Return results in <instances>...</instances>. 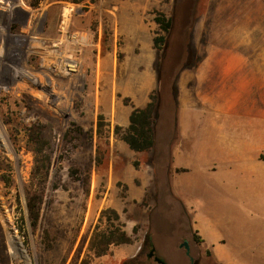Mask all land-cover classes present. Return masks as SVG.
<instances>
[{
	"label": "rangeland",
	"instance_id": "rangeland-1",
	"mask_svg": "<svg viewBox=\"0 0 264 264\" xmlns=\"http://www.w3.org/2000/svg\"><path fill=\"white\" fill-rule=\"evenodd\" d=\"M34 1L0 0V264H135L145 261L149 244L167 264H188L184 240L195 264H218L212 242H247L251 252V242L264 237V192L254 174L252 195L236 194L245 183L234 176L228 179L233 190L220 199L187 186L197 177L220 183L218 171L234 168L236 151L246 150L248 157V143L252 165L264 170V85L250 73L260 63H248L251 52L244 44V31L256 19L260 27L262 4L39 0L33 6ZM158 12L172 18L159 50L153 45L161 33ZM157 63L156 142L149 153H139L115 126L125 128L130 112L149 101ZM213 86V108L221 115L209 113ZM39 124L52 127L56 145L33 232L24 187L33 162L28 129ZM208 207L218 214V225L238 227L211 226ZM110 209L133 242L89 258L96 228L115 221ZM10 236L19 242V253L12 251Z\"/></svg>",
	"mask_w": 264,
	"mask_h": 264
},
{
	"label": "trees",
	"instance_id": "trees-1",
	"mask_svg": "<svg viewBox=\"0 0 264 264\" xmlns=\"http://www.w3.org/2000/svg\"><path fill=\"white\" fill-rule=\"evenodd\" d=\"M39 0L31 4L35 6ZM159 27L160 34L153 38L154 47L159 50L166 43V37L172 27V18L164 13L158 12L154 17ZM157 87L149 95V101L142 107L134 108L128 116V124L125 128L115 126V133L121 132V139L126 143L129 149L139 153H149L155 147L156 142V123L158 117V108L160 105L159 75L160 63H157ZM100 120L97 123V133L101 134L104 123ZM30 149L33 154L32 167L30 169L29 179L24 187V200L27 218L31 230L37 229L41 218L42 205L44 203L45 190L48 182L52 155L56 145V135L51 126L36 125L28 129ZM264 161V153L260 155ZM114 216V222L102 228L97 227L94 231L88 245V257L100 256L106 254L110 246L129 244L133 238L121 228L119 216L115 210L110 209ZM105 212V211H104ZM101 213L99 222L104 217ZM45 237L48 235L45 234ZM196 242H201L200 237L195 236ZM211 255L212 252H211ZM85 262V261H84ZM220 262V261H219ZM218 264H221V262Z\"/></svg>",
	"mask_w": 264,
	"mask_h": 264
},
{
	"label": "crops",
	"instance_id": "crops-1",
	"mask_svg": "<svg viewBox=\"0 0 264 264\" xmlns=\"http://www.w3.org/2000/svg\"><path fill=\"white\" fill-rule=\"evenodd\" d=\"M256 2H259L262 4V8H261V16L259 19V24L260 27L257 28L256 24H257V19L254 21V23L252 24L251 28H247L244 31V44H245V50L247 53H250V56H247V60L249 61L248 63H260L257 66V69H260L259 71L256 69L255 71H251V75L255 78V80L259 83H262L264 85V65H262L261 63H264V0H257ZM260 51V52H259ZM253 52H259V55L257 56V54L254 55ZM241 57L238 56V60H240ZM213 89L210 91V96H214L215 95V87H212ZM218 97H212L211 99V103H210V108H212L210 110L209 113H212L213 115H221L220 113H222L221 111H217L218 108H213L214 104L217 103ZM217 111V112H215ZM252 140V138L250 137V141ZM254 140V139H253ZM262 140H264V137L262 138ZM253 142H257L258 143V139L255 138V141ZM263 142V141H260ZM264 144V142L262 143ZM251 143H248V147H249V156H245L246 155V150L243 153H240L239 151H236L234 153V159L236 160V164L234 165L233 169L230 170H219L218 173L216 174L217 177L220 179V183H217L212 180L211 178L209 179H205L206 181H204V178L202 177H197L195 179H192L189 184H188V188L194 192V190H201L202 189V194L206 195V196H214L217 197L218 199L222 198L221 195H223L222 193H224L225 191H229L231 192L233 189L229 184L228 179H231L232 176L235 177V180L240 182V183H245V188L242 187V189L245 190H240L238 192H236L237 195L240 194H249L252 195L253 194V190L251 187V182L253 180L252 178V173L254 174V177L257 178L258 180L260 179L261 181H258L260 183V187L259 185H257V188H260V194H262L264 192V170L261 166H259L258 163H254L252 166V153H251ZM241 147L247 148V142H241ZM205 154V153H204ZM257 165V167H256ZM255 167V168H254ZM257 168V169H256ZM262 168V169H261ZM259 169V171H258ZM261 169V170H260ZM254 170V171H253ZM222 171V172H221ZM231 173V175H229ZM257 173V174H256ZM225 174V175H224ZM260 174V176H259ZM261 177V178H260ZM203 179V180H202ZM243 179V180H242ZM221 180H224L225 182L222 183ZM256 180V179H255ZM224 188V189H223ZM218 190V192L216 193V190ZM255 196H258L259 193L254 194ZM260 196V195H259ZM206 212V218L208 219V221L211 223L210 225L213 227H238L236 225L233 224H228V225H224V224H220L218 225L216 222V219L218 217V214L215 213V211H213L211 208L208 207V209L205 211ZM219 217L224 218L223 215H220ZM235 219L238 218V216H234ZM230 231H226L225 233H229ZM231 233V232H230ZM238 234V229H237V233ZM258 239V238H257ZM211 247H212V253L214 254V256L216 257V259L224 264H264V237L262 236L260 239H258L256 242H251V252L247 251L245 246L248 248L249 244L247 245V242H233L230 241L227 244H219L216 242H212L211 243ZM232 261H236V262H232Z\"/></svg>",
	"mask_w": 264,
	"mask_h": 264
},
{
	"label": "flooded vegetation",
	"instance_id": "flooded-vegetation-1",
	"mask_svg": "<svg viewBox=\"0 0 264 264\" xmlns=\"http://www.w3.org/2000/svg\"><path fill=\"white\" fill-rule=\"evenodd\" d=\"M67 57H64V60L66 61ZM64 65V64H63ZM69 67V66H68ZM186 241V244H187V248H185V244L184 242ZM146 246V245H145ZM181 246H183L185 248V255L186 257L188 258V264H195V257L194 255L191 253V248H190V245L188 243L187 240H184L182 243H181ZM153 245L152 244H149V250L145 253V261H142V260H137L135 264H145L147 261H150L151 259L154 260V256L157 255L155 249L153 250ZM155 248V247H154ZM145 249V247H144ZM143 249V251H144ZM163 258V257H162ZM156 262V261H155ZM157 263V262H156ZM158 264V263H157Z\"/></svg>",
	"mask_w": 264,
	"mask_h": 264
},
{
	"label": "bare ground",
	"instance_id": "bare-ground-1",
	"mask_svg": "<svg viewBox=\"0 0 264 264\" xmlns=\"http://www.w3.org/2000/svg\"><path fill=\"white\" fill-rule=\"evenodd\" d=\"M19 3V2H18ZM21 3V2H20ZM22 4V3H21ZM12 6V4H10V7ZM13 7V6H12ZM5 8V7H4ZM63 14H64V21H63V24H64V26H66L67 25V23H68V17H69V12H70V10L69 9H67V8H65V9H63ZM64 26H62V27H64ZM64 29V28H63ZM66 31V30H65ZM55 50V49H54ZM39 52V51H38ZM70 60V58H68L67 57V59H66V61H69ZM68 63V62H67ZM66 63V67L65 68H63L65 71L67 70V69H69V63L67 64ZM54 66V65H53ZM65 66V65H64ZM63 66V67H64ZM70 70V69H69ZM47 72H48V70H46ZM50 75V74H49ZM53 82V81H52ZM53 86V85H52ZM51 87V86H50ZM51 90H52V88H51ZM55 90V89H54ZM53 91V90H52ZM202 150V149H201ZM199 151V150H198ZM253 166V165H252ZM260 166V165H259ZM256 167H257V165H256ZM255 168V167H254ZM257 169V168H256ZM262 169V168H261ZM260 169V170H261ZM254 171V170H253ZM258 171H259V169H258ZM222 172V171H221ZM257 174V173H256ZM225 175V174H224ZM259 176H260V174H259ZM261 178V177H260ZM257 179V178H256ZM243 180V179H242ZM258 180V179H257ZM234 181V180H233ZM258 181H261L260 179L258 180ZM224 189V188H223ZM214 190H216V189H214ZM218 192V190H216V193ZM219 193V192H218ZM221 196H223V195H221ZM259 196V195H258ZM9 244H10V246H11V248H12V251L14 252V254H16V252H18L19 253V251H20V249H19V242L17 241V239L14 237V236H10L9 237ZM1 246V245H0ZM17 253V254H18Z\"/></svg>",
	"mask_w": 264,
	"mask_h": 264
},
{
	"label": "water",
	"instance_id": "water-1",
	"mask_svg": "<svg viewBox=\"0 0 264 264\" xmlns=\"http://www.w3.org/2000/svg\"><path fill=\"white\" fill-rule=\"evenodd\" d=\"M184 244H185V248H187L188 246H187V244H186V241L184 242ZM155 248L153 247V250H154ZM154 260L158 263V264H167V262L165 261V259L164 258H162V257H160V256H158V255H155L154 256Z\"/></svg>",
	"mask_w": 264,
	"mask_h": 264
}]
</instances>
